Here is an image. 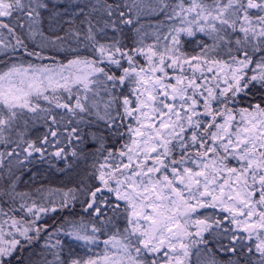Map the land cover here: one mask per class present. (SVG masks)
Returning <instances> with one entry per match:
<instances>
[{"label": "snow or ice", "instance_id": "1", "mask_svg": "<svg viewBox=\"0 0 264 264\" xmlns=\"http://www.w3.org/2000/svg\"><path fill=\"white\" fill-rule=\"evenodd\" d=\"M0 264H264V0H0Z\"/></svg>", "mask_w": 264, "mask_h": 264}]
</instances>
